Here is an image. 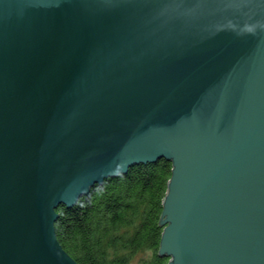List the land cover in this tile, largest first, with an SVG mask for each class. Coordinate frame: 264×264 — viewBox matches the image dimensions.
Here are the masks:
<instances>
[{
    "label": "water",
    "instance_id": "obj_1",
    "mask_svg": "<svg viewBox=\"0 0 264 264\" xmlns=\"http://www.w3.org/2000/svg\"><path fill=\"white\" fill-rule=\"evenodd\" d=\"M161 160L159 256L264 264V0H0V264H77L57 210Z\"/></svg>",
    "mask_w": 264,
    "mask_h": 264
},
{
    "label": "trees",
    "instance_id": "obj_2",
    "mask_svg": "<svg viewBox=\"0 0 264 264\" xmlns=\"http://www.w3.org/2000/svg\"><path fill=\"white\" fill-rule=\"evenodd\" d=\"M172 163L130 168L95 186L72 208L60 207L55 232L77 264H168L159 256L163 205Z\"/></svg>",
    "mask_w": 264,
    "mask_h": 264
}]
</instances>
